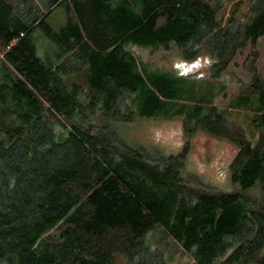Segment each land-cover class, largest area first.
I'll return each instance as SVG.
<instances>
[{"label":"trees","instance_id":"obj_1","mask_svg":"<svg viewBox=\"0 0 264 264\" xmlns=\"http://www.w3.org/2000/svg\"><path fill=\"white\" fill-rule=\"evenodd\" d=\"M263 34L264 0H0V264H169L142 240L155 227L196 264H264V76L250 64L213 103ZM171 44L209 54L206 73L132 50ZM176 117L237 146L232 188L185 172L188 142L164 155L119 133Z\"/></svg>","mask_w":264,"mask_h":264},{"label":"rangeland","instance_id":"obj_2","mask_svg":"<svg viewBox=\"0 0 264 264\" xmlns=\"http://www.w3.org/2000/svg\"><path fill=\"white\" fill-rule=\"evenodd\" d=\"M38 42L42 44L46 40L41 37V40H37V44ZM48 48L50 51L51 46ZM132 50L146 62L182 74L188 73L196 76L205 74L212 62L211 56L206 53H200L196 58L186 60L178 54L174 44H171L167 50L161 47L153 50L138 46ZM251 54H254V57ZM251 56L253 57L252 60L250 59ZM250 64L260 76H264V34L258 39L254 51L250 44H247L228 66L229 75L227 77L229 82L225 91L215 97L213 102L215 106H226L241 86L248 82L251 73L247 68ZM82 99L84 100L83 97ZM237 113L235 115L233 113V115L238 121L240 112ZM119 133L123 140L131 145H142L164 155L177 153L183 144L188 142L189 149L186 154L185 172L196 175L204 183L211 186L225 190L232 188L229 164L237 151V146L227 139L212 137L201 130H197L190 137H186L180 117L137 120L124 124L119 129ZM142 240L149 247L158 249L169 264H196L181 245L162 228H153ZM113 264L127 263L123 256L117 253Z\"/></svg>","mask_w":264,"mask_h":264}]
</instances>
